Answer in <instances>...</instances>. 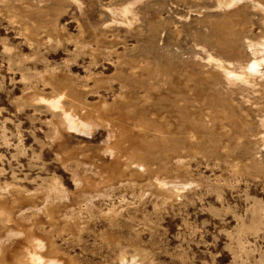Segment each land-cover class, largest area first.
Segmentation results:
<instances>
[{
    "label": "rangeland",
    "instance_id": "rangeland-1",
    "mask_svg": "<svg viewBox=\"0 0 264 264\" xmlns=\"http://www.w3.org/2000/svg\"><path fill=\"white\" fill-rule=\"evenodd\" d=\"M253 5L0 0V264H264Z\"/></svg>",
    "mask_w": 264,
    "mask_h": 264
},
{
    "label": "bare ground",
    "instance_id": "bare-ground-1",
    "mask_svg": "<svg viewBox=\"0 0 264 264\" xmlns=\"http://www.w3.org/2000/svg\"><path fill=\"white\" fill-rule=\"evenodd\" d=\"M218 1V6H231V5H233V4H236L239 0H217ZM252 2H254L255 3V5H253V6H258L259 8L261 7L262 8V10H263V13H264V5H262L258 0H252ZM130 10V9H129ZM124 11H126V9H124ZM263 25H264V23H263ZM264 27V26H263ZM247 45H248V47H250L251 48V53L252 54H254V55H256V54H258L262 49H264V33H263V35L259 38V39H257L256 41H249L248 43H247ZM212 58V60L214 59V61H216V64L217 65H224V64H222L221 63V61L219 60V59H216V58H213V57H211ZM264 61V54H263V56H262V58L260 59V60H257L256 59V56H254L253 57V59L251 60H249L248 59V63H246V67H244V68H246V70L248 71V70H250V69H254L256 66H258V65H260L261 64V62L260 61ZM245 64V63H244ZM245 66V65H244ZM224 67V66H223ZM226 67V66H225ZM228 67V66H227ZM226 67V68H227ZM225 68V69H226ZM243 68V67H242ZM232 71V70H231ZM245 71V70H244ZM247 71H245V74L247 75ZM241 73H243V71L241 72ZM244 74V75H245ZM249 74V73H248ZM240 75V74H239ZM244 79L245 78H248V77H243ZM247 81V80H246ZM60 98H61V96H60ZM59 98V99H60ZM54 99H52L51 101L52 102H54L53 101ZM49 102V101H48ZM50 104V103H49ZM51 106V105H50ZM55 107V106H54ZM58 108H60V107H58ZM63 116H65V121L64 122H66L70 127H72V128H76V129H79V130H83V129H85L86 127H89L90 126V124L89 123H84V122H79L78 120H75V119H73L72 117H70L69 115H64L63 114ZM75 118H76V115H75ZM81 120H82V118H81ZM68 126V127H69ZM165 184V183H164ZM37 242H39V239H37ZM41 242H43L42 240H41ZM40 242V243H41ZM44 243V242H43ZM37 245H40L39 243H37ZM35 247H36V245H34ZM43 246V245H42ZM41 247V246H40ZM43 248V247H42ZM39 249V248H38ZM41 249V248H40ZM34 250H35V248H34ZM37 250V249H36ZM30 252V251H29ZM29 252H27L28 254H29ZM32 252V251H31ZM39 252V251H38ZM27 255V254H26ZM32 255V254H31ZM28 256V255H27ZM31 257V258H30ZM30 257H28V260H30L31 259V262H32V264H45L46 262H43L42 260H40V258H39V256L38 255H36V254H33V256H30ZM30 258V259H29ZM41 259H42V256H41ZM45 259V258H44ZM53 260L54 259H52L51 261L53 262ZM27 261V260H26ZM27 262H29V261H27ZM47 264V263H46ZM49 264H53V263H49Z\"/></svg>",
    "mask_w": 264,
    "mask_h": 264
}]
</instances>
